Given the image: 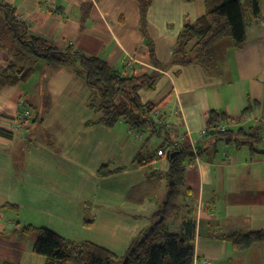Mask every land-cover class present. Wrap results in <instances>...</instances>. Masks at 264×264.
Masks as SVG:
<instances>
[{"label":"crops","instance_id":"0c3cea01","mask_svg":"<svg viewBox=\"0 0 264 264\" xmlns=\"http://www.w3.org/2000/svg\"><path fill=\"white\" fill-rule=\"evenodd\" d=\"M0 3L13 8L28 35L58 50L73 46L123 76L160 73L154 89L140 88L138 95L158 106L152 117L163 126L158 136L150 129L135 133L124 121L110 128L96 123L101 112L93 92L70 68H49L28 56L18 60L19 67L33 72L26 81L0 88V264H44L33 253L36 232L20 235L26 225L69 240L92 234L97 240L88 241L123 256L165 205L167 182L151 175L166 173L168 161L155 153L182 136L185 147L192 152L200 147L201 153L187 162L186 193L166 219L169 230L179 234L185 219L194 222L193 264H264V243L239 250L225 239L264 230V138L249 145L244 136L264 118V0L259 16L248 22L243 47L236 49L230 38L214 45L217 73L195 64L162 71L148 56L151 44L159 63L170 62L183 26L204 14L203 0H153L146 36L139 29L136 0ZM4 29L0 71L15 62L19 48L11 37L2 42ZM21 103L31 120L23 131H12L8 124ZM211 112L227 116L219 126L231 129L238 141L200 136ZM137 154L154 161L139 166L133 163ZM5 211L19 219L17 228L5 223Z\"/></svg>","mask_w":264,"mask_h":264},{"label":"trees","instance_id":"16d2710c","mask_svg":"<svg viewBox=\"0 0 264 264\" xmlns=\"http://www.w3.org/2000/svg\"><path fill=\"white\" fill-rule=\"evenodd\" d=\"M136 1L139 9V29L146 36V12L153 0ZM203 1L204 14L193 23H186L183 26L168 64L159 63L151 44L149 45L148 56L153 67L165 71L195 64L207 71L217 73L218 64L214 53L216 42L230 38L236 49L246 44L248 22L259 16V0ZM0 11L3 13L6 28L1 32L2 36L6 38L9 35L14 43H19L14 56L15 62L0 71V88L26 81L31 76L33 69L19 67L16 63L18 60L21 61L26 56L35 60L40 59L49 68L68 67L76 76L84 80L86 86L93 92V97L98 102L97 109L101 112V117L96 123L110 128L117 122L124 121L135 133L150 129L155 135L163 134V126L155 122L152 117L158 106L141 102L138 95L140 88L153 90L161 77L160 73L152 71L139 77L123 76V73H119L97 56L84 54L73 46L58 50L46 39L28 35L26 26L16 20L14 10L9 5L0 3ZM209 116L203 139L212 137L216 141L222 139L227 142L239 140L233 139L234 132L231 129L217 130L219 125L228 122L224 113L211 112ZM251 128L254 130L252 133L244 134L245 144L249 145L264 138L261 125ZM241 132L242 130L239 129L235 133L240 136L243 134ZM168 142L166 147L163 144L162 149L167 150L172 139ZM169 153L175 155L172 158L167 156L168 171L164 174L154 171L151 175V178L156 180L162 178L167 182L165 205L154 215V220H158L161 216L163 220L137 237L124 256L118 257L91 242L65 239L44 227L26 225L19 230L20 235L37 233L33 253L42 257L44 264H193L194 222L185 219L180 233L175 234L169 230L166 219L174 211L176 200L181 197L182 192L186 193L183 189L184 171L187 162L193 159L194 153L197 155L201 153V148H194L192 152L191 148L183 145L175 147ZM156 157L162 156L156 155ZM152 161H154L153 157L140 158L139 154L133 159V163L139 166L151 164ZM122 169H116L114 173ZM225 239L235 248L243 250L253 244L264 243V230L233 234Z\"/></svg>","mask_w":264,"mask_h":264},{"label":"built area","instance_id":"2783aa9c","mask_svg":"<svg viewBox=\"0 0 264 264\" xmlns=\"http://www.w3.org/2000/svg\"><path fill=\"white\" fill-rule=\"evenodd\" d=\"M19 108H20V111L11 117L9 124H8V127L10 128V130L17 131V132H20L26 129V127L28 126L31 120L29 110L22 103L19 104ZM175 115L178 116V112H175ZM260 119L262 120L261 125H262V129L264 132V118H260ZM225 129H226L225 126H219L217 128L218 131H224ZM205 132L206 130H202L200 133V136L203 137L205 135ZM170 144H169V148L167 147V150L166 148L157 150L156 155L167 157V154L169 151L173 150L175 147L184 145V137L182 136Z\"/></svg>","mask_w":264,"mask_h":264},{"label":"rangeland","instance_id":"374dc122","mask_svg":"<svg viewBox=\"0 0 264 264\" xmlns=\"http://www.w3.org/2000/svg\"><path fill=\"white\" fill-rule=\"evenodd\" d=\"M0 28H1V26L3 25L4 26V24H5V22H4V19H3V16H2V14L0 13ZM7 37H9V36H7ZM7 37L6 38H3L2 39V42H4V43H7L8 42V39H7ZM96 103H98L97 101H95ZM98 106V105H97ZM152 140L154 139V137H152L151 138ZM155 142H152L153 143V145L154 144H156L157 142V140L155 139L154 140ZM159 146L160 145H162L163 143H162V139H160V141H159ZM4 221H5V223L7 224V225H9V226H12V228L11 229H15V228H17L19 225H17L16 223L17 222H19V219L18 218H15L14 217V215L11 213V212H9V211H5L4 213ZM11 221V224L9 223ZM21 224V223H20ZM24 226V225H23ZM152 226V225H151ZM22 227V226H21ZM32 234V233H31ZM35 235H36V238H37V233H35ZM84 236V237H83ZM68 238V237H67ZM69 239V238H68ZM88 239H90V240H97L95 237H94V235H92V234H86V235H80L79 237H77V238H75V239H72L73 241L75 240H81V241H87V242H91V241H88ZM76 242H80V241H76ZM91 243H93V244H95V245H98V246H100V247H102V248H105V247H103V246H101V245H99V244H97V243H94V242H91ZM105 249H107V248H105ZM107 250H109V249H107ZM110 251V250H109ZM113 253V252H112ZM126 254V253H125ZM124 254V255H125ZM123 255V256H124ZM118 257H122V256H118Z\"/></svg>","mask_w":264,"mask_h":264},{"label":"water","instance_id":"95a60500","mask_svg":"<svg viewBox=\"0 0 264 264\" xmlns=\"http://www.w3.org/2000/svg\"><path fill=\"white\" fill-rule=\"evenodd\" d=\"M175 155V153H169L167 154L168 158H172ZM163 220V216H161L158 220H156L151 227L156 226L157 224H159L161 221Z\"/></svg>","mask_w":264,"mask_h":264},{"label":"clouds","instance_id":"9594fccd","mask_svg":"<svg viewBox=\"0 0 264 264\" xmlns=\"http://www.w3.org/2000/svg\"><path fill=\"white\" fill-rule=\"evenodd\" d=\"M167 158V157H166Z\"/></svg>","mask_w":264,"mask_h":264}]
</instances>
